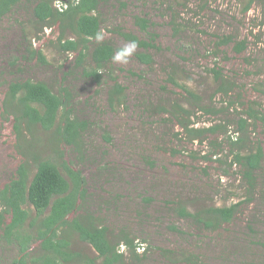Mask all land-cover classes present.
<instances>
[{"label": "rangeland", "instance_id": "obj_1", "mask_svg": "<svg viewBox=\"0 0 264 264\" xmlns=\"http://www.w3.org/2000/svg\"><path fill=\"white\" fill-rule=\"evenodd\" d=\"M37 2L22 0L0 21V188L16 176L25 158L21 150L57 158L52 133L41 125L25 130L28 143L20 145L15 114L4 112L9 85L43 81L55 93L67 87L74 115L86 120L88 128L83 148L60 144L59 149L86 177L85 209L114 235L124 231L138 244L136 254L121 247L126 258L117 264H264V160L258 187L250 194L239 167L231 166L230 149L222 143L226 134L191 141L187 133H179L182 128L171 109L175 102L184 104L193 126L224 124L232 136L241 135L238 119L248 116L250 107L264 116V0L249 12L244 9L247 0H101L100 41L123 49L132 43L121 35L125 31L157 46L148 50L152 64L138 59L137 52L144 51L138 45L127 63L112 59L101 83L84 74V67L94 65L90 54L79 66L77 52L61 47L59 24L38 22L33 12ZM55 6L65 5L56 1ZM136 16L149 19L150 27L142 30ZM227 34L236 41L246 38L247 49L237 53L234 43L218 45ZM213 68L232 83L226 95L217 92ZM108 71L125 87L124 102L115 108L108 101L113 82ZM183 86L202 96L206 110L187 99ZM249 122L251 147L260 142L264 150V124ZM243 200L237 218L217 230H206L175 210L180 202L194 212ZM69 238L74 251L97 258L94 247L76 233ZM39 252L34 240L28 264ZM24 255L0 230V264H16Z\"/></svg>", "mask_w": 264, "mask_h": 264}, {"label": "trees", "instance_id": "obj_2", "mask_svg": "<svg viewBox=\"0 0 264 264\" xmlns=\"http://www.w3.org/2000/svg\"><path fill=\"white\" fill-rule=\"evenodd\" d=\"M22 0H0V21L18 6ZM56 1L65 5L59 9ZM260 0H247L245 11H250ZM101 0H38L34 6V16L40 23L49 26L59 24V42L64 51L77 52V63L84 67V61L90 54L92 67H84V74L101 83L106 68L113 56L121 48H116L107 41H100L97 36L102 32V20L99 14ZM136 24L142 30H147L151 21L145 17L136 16ZM67 32L73 34L72 38L65 37ZM125 39L135 42L144 51L137 52L138 59L146 64H152L154 58L148 51L157 46L150 40L141 39L131 32H120ZM93 43V46L91 44ZM233 50L243 53L247 49V39L235 40L233 35H224L218 45H231ZM40 57L46 61L45 56L39 52ZM218 81L217 92L226 95L232 88V83L226 80L220 70L212 69ZM113 82L108 88V101L112 108L121 105L125 99V87L108 71ZM184 87V86H183ZM188 94L187 99L195 102L202 109V96L188 87H184ZM72 95L67 87L55 93L43 81L26 80L12 82L9 85L4 100L5 114H15V132L20 145L25 147L28 143L26 131L33 132L38 125L52 133L56 145L54 151L57 158L44 157L38 151L21 152L25 155L24 161L17 169L16 176L0 188V230L8 242H16L25 255L17 260L16 264H28L27 256L34 240L39 241L40 252L32 256L33 264H117L126 257L121 247H126L132 254H136L138 244L136 239L122 231L114 235L108 226L101 223L92 212L85 209V202L89 196L86 186L87 180L82 171L71 167L63 159L64 152L59 149L60 144L69 145L76 150L84 146V133L88 122L74 115ZM11 109V110H10ZM182 131L187 133L189 140L204 142L208 135L224 133L222 143H226L232 155V165L239 167L242 181L247 185L250 194L258 187L259 173L263 170L264 150L260 142L251 147L247 133L251 125L258 121L264 124V116L250 107L246 114L238 119L240 136L228 134L224 124L196 128L194 122L185 115H191L190 109L184 104L175 102L171 106ZM162 111H168L161 107ZM26 130V131H25ZM110 140V137H106ZM220 147L221 143L212 142ZM32 147V145H30ZM28 148H31V147ZM196 157V156H195ZM209 160L210 155H203ZM221 160V158H219ZM60 166L66 171L64 176ZM34 171L32 174L31 172ZM149 200V199H148ZM252 195L246 200L251 201ZM246 201H236L231 205H211L191 211L183 203H178L177 213L192 220L196 225L206 230H217L233 222L242 205ZM33 206L35 213L32 214ZM9 217V218H8ZM33 230V232H32ZM70 233H76L80 239L92 245L98 253L97 258L84 256L74 251L69 238ZM68 234V235H67ZM103 258L101 263L98 259Z\"/></svg>", "mask_w": 264, "mask_h": 264}, {"label": "clouds", "instance_id": "obj_3", "mask_svg": "<svg viewBox=\"0 0 264 264\" xmlns=\"http://www.w3.org/2000/svg\"><path fill=\"white\" fill-rule=\"evenodd\" d=\"M97 39H102L101 36H97ZM136 48V43L132 42L128 45H126L123 49L119 50L114 56L113 60L116 62H122L127 63L128 57L131 56V54L134 52Z\"/></svg>", "mask_w": 264, "mask_h": 264}]
</instances>
